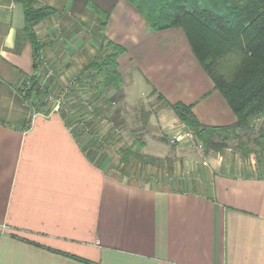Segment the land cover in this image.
<instances>
[{
    "label": "crops",
    "instance_id": "0c3cea01",
    "mask_svg": "<svg viewBox=\"0 0 264 264\" xmlns=\"http://www.w3.org/2000/svg\"><path fill=\"white\" fill-rule=\"evenodd\" d=\"M91 4L109 14L105 29ZM33 5L55 11L35 27L47 67H85L113 42L125 49L122 83L91 96V81L78 80L75 105L61 111L36 92L27 99L22 86L36 71L24 2L0 0V264H264V171L220 154L146 183L97 155L75 125L85 111L76 102L90 97L124 115L109 102L117 96L140 112L154 100L173 116L181 129L166 124L159 141L184 133L170 104L192 105L204 125L235 124L184 31L156 32L127 0Z\"/></svg>",
    "mask_w": 264,
    "mask_h": 264
},
{
    "label": "trees",
    "instance_id": "16d2710c",
    "mask_svg": "<svg viewBox=\"0 0 264 264\" xmlns=\"http://www.w3.org/2000/svg\"><path fill=\"white\" fill-rule=\"evenodd\" d=\"M127 1L156 32L169 29L184 31L197 60L235 113V124L209 126L199 121L192 105H169L181 122L195 133L203 144L205 153L221 152L228 147V141L232 138L250 137L257 133L255 143L264 150V127L257 126L256 123L258 118H264V0ZM23 2L26 15L25 36L34 45L37 71L42 66V43L38 40L35 27L55 11L48 7L35 8L34 0ZM92 6L103 17L105 29L109 14ZM103 50L102 55L92 59L84 67L75 81H91L90 85L96 83V89L100 88L102 91L118 90L122 83L119 58L125 49L108 42ZM41 82L36 76L26 81L29 87L27 99L34 92L40 99L45 98L46 92L42 89ZM109 100L110 98L106 102ZM141 116L148 121L150 113L142 109ZM135 145L138 147L135 151V147L121 151V174L128 172L131 157L138 160L144 157L140 151L143 142L138 140ZM259 162L258 160V164ZM261 165L259 173L264 171L263 161Z\"/></svg>",
    "mask_w": 264,
    "mask_h": 264
},
{
    "label": "rangeland",
    "instance_id": "374dc122",
    "mask_svg": "<svg viewBox=\"0 0 264 264\" xmlns=\"http://www.w3.org/2000/svg\"><path fill=\"white\" fill-rule=\"evenodd\" d=\"M98 54L99 52L95 56L97 57ZM43 59L41 65H45V68L42 75L38 76L39 70H37L34 76L42 80L41 86L46 92V103L51 105L53 109L59 105V111L65 107H72V105H75L72 103L75 99L74 97H76V92H79L77 90L79 84L78 81L76 83L75 79L78 78L84 67L52 68L47 67ZM55 80H58V86L57 83L56 85L52 84ZM95 84L90 85L92 89V92H89L90 95L98 92ZM22 87L27 94L29 90L28 84L24 82ZM73 88H75L74 91L72 90ZM80 88L84 90L85 86L82 85ZM86 89L85 91H89ZM69 91H71V94H69ZM104 92L106 93L107 91L105 90ZM112 98L111 104L120 105V107L124 108V115L121 114L119 117L106 115L100 109L101 106H98V101H92L90 97L88 101L76 102H84L85 105L82 104V106H85V111L81 115L78 114L79 111L74 114L76 116L75 125L78 126L77 129L80 134L86 135L85 139L89 145L97 147V151H100L97 155L108 154L115 159L116 166L118 164L119 166L121 165L122 150L135 147V151L138 148L135 145L136 141H142L144 145L140 151L144 157L139 160L134 156L131 157L127 170L134 178H141L146 183H159V181H162L160 176L164 179L163 176L165 174H171L172 171H175V167L179 162H187L186 165H188V163L195 160L200 159V161L206 162L207 159L210 163L215 156L220 154L224 159L236 160L243 163V165L251 163L257 170L262 166V161L264 166V150L255 143L258 133L250 137L232 138L228 141V147L221 152L212 151L210 154H206L201 141L197 139L195 133L189 130L187 126L183 128L184 133L180 136L158 140V135H163V131L172 129L171 126L168 127L166 124H174L175 127L173 129L175 130L181 129V126L179 128V125L175 124L172 119L173 116L163 111L164 109H160L162 105L155 103L154 100L147 99L145 102V109L150 113L148 121H145L137 107L134 109V107L127 106L124 101L119 100V96ZM73 108L76 107L73 106ZM261 125L264 127V120ZM258 160L260 161L259 164Z\"/></svg>",
    "mask_w": 264,
    "mask_h": 264
},
{
    "label": "built area",
    "instance_id": "2783aa9c",
    "mask_svg": "<svg viewBox=\"0 0 264 264\" xmlns=\"http://www.w3.org/2000/svg\"><path fill=\"white\" fill-rule=\"evenodd\" d=\"M44 66H45V65H43L42 67H40L38 76H41V75H42V73H43V71H44V68H45ZM54 109H55V111H59V110H60V106L57 105ZM263 120H264V118H258V119L256 120L257 125H261V123H262ZM117 131H118V130H117Z\"/></svg>",
    "mask_w": 264,
    "mask_h": 264
}]
</instances>
